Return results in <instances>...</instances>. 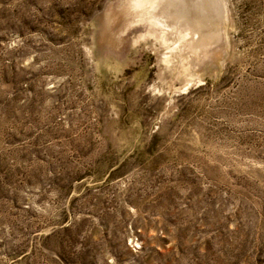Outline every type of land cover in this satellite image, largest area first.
<instances>
[{"label":"rangeland","instance_id":"obj_1","mask_svg":"<svg viewBox=\"0 0 264 264\" xmlns=\"http://www.w3.org/2000/svg\"><path fill=\"white\" fill-rule=\"evenodd\" d=\"M0 264H264V0H0Z\"/></svg>","mask_w":264,"mask_h":264}]
</instances>
